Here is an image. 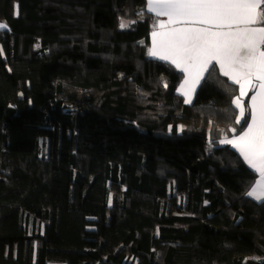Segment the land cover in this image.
Listing matches in <instances>:
<instances>
[{"label":"trees","instance_id":"trees-1","mask_svg":"<svg viewBox=\"0 0 264 264\" xmlns=\"http://www.w3.org/2000/svg\"><path fill=\"white\" fill-rule=\"evenodd\" d=\"M146 4L0 0V264H264L238 88L182 103Z\"/></svg>","mask_w":264,"mask_h":264},{"label":"snow or ice","instance_id":"snow-or-ice-1","mask_svg":"<svg viewBox=\"0 0 264 264\" xmlns=\"http://www.w3.org/2000/svg\"><path fill=\"white\" fill-rule=\"evenodd\" d=\"M146 7L157 17L168 18L152 33L148 55L186 74L179 88L182 103H192L205 73L209 77L222 73L239 86L232 102L239 109L235 123L243 120V125L239 135L231 139L225 135L221 142L237 149L254 175L259 174L245 194L264 203V0H147ZM4 27L0 24V29ZM120 27L127 25L121 22ZM253 89L245 118L242 98Z\"/></svg>","mask_w":264,"mask_h":264},{"label":"crops","instance_id":"crops-1","mask_svg":"<svg viewBox=\"0 0 264 264\" xmlns=\"http://www.w3.org/2000/svg\"><path fill=\"white\" fill-rule=\"evenodd\" d=\"M147 5V4H146ZM146 10H147V7H146ZM149 13H151V12H149ZM152 15H154L155 16V14L154 13H151ZM156 17V23H155V27H154V30H153V32L154 31H157V24H158V22L159 21H163V22H167V20H168V18H167V16H160V17H157V16H155ZM1 24V23H0ZM5 28V27H4ZM3 28V29H4ZM3 29H0V30H3ZM152 32V33H153ZM152 33H151V43H150V49H151V47H152V44H153V36H152ZM150 51V50H149ZM152 59H155V60H159V59H157V58H155V57H152V56H150ZM160 61H163V60H160ZM163 62H165V63H168V62H166V61H163ZM168 64H170V63H168ZM171 65V64H170ZM174 68H175V66L174 65H172ZM217 67H219L218 65H217ZM178 70V69H177ZM222 74V73H221ZM183 75H184V79L186 78V74H184L183 73ZM206 75H207V73H205V77H206ZM222 76H224L223 74H222ZM225 78H227L232 84H233V82L228 78V77H226V76H224ZM184 79H183V81H182V83L180 84V86H179V88L181 87V85L184 83ZM204 80H201L200 81V83L196 86V89H195V92H194V94H193V97H192V103L191 104H187V105H192L193 103H194V101H195V98H196V93H197V90H198V88L200 87V85H201V83L203 82ZM255 83H257L256 81H253V84H255ZM234 85H236V84H234ZM237 86V88H239V86L238 85H236ZM179 88H178V94L180 95V92H179ZM253 91H254V89L253 90H250V91H248V94H247V96H245V97H243L242 98V100H243V103H244V105H245V109H246V111H245V118L247 117V115H248V109H249V107H250V97L253 95ZM239 94V93H238ZM181 96V95H180ZM183 99H184V97L183 96H181ZM235 105V104H234ZM237 109V108H236ZM238 110V119H240V117H239V109H237ZM241 122H243V120H241ZM240 122V123H241ZM235 137V136H234ZM234 137H228V138H234ZM221 143V145L222 146H229V147H231L232 149H234L238 154H239V152H238V150L237 149H235V148H233L231 145H229V144H224V143H222V142H220ZM240 155V154H239ZM241 156V155H240ZM242 157V156H241ZM243 158V157H242ZM257 180L259 179V174L257 173ZM256 180V181H257ZM254 186V185H253ZM253 200V199H252ZM255 201V200H254ZM257 202H260V201H257Z\"/></svg>","mask_w":264,"mask_h":264},{"label":"rangeland","instance_id":"rangeland-1","mask_svg":"<svg viewBox=\"0 0 264 264\" xmlns=\"http://www.w3.org/2000/svg\"><path fill=\"white\" fill-rule=\"evenodd\" d=\"M123 23H125V22H123ZM128 23H130V21H127V23H125V24L128 25Z\"/></svg>","mask_w":264,"mask_h":264}]
</instances>
